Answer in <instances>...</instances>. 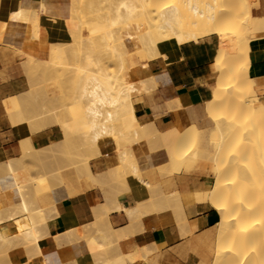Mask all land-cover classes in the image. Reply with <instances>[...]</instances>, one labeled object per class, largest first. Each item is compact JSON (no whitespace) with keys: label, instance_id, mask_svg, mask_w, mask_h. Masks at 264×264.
<instances>
[{"label":"bare ground","instance_id":"bare-ground-1","mask_svg":"<svg viewBox=\"0 0 264 264\" xmlns=\"http://www.w3.org/2000/svg\"><path fill=\"white\" fill-rule=\"evenodd\" d=\"M46 1L47 0H44V1L40 0L36 8H33L34 6L32 7L31 5L28 4L26 6H22L17 12H14L11 15L10 21L7 22L6 24H3L2 29H0V38L2 37L3 41L8 46H14L18 48L21 51V53L26 55L27 57L26 65H28L31 68L33 66L34 68H36L39 65L37 63L39 61L35 59L36 57L33 58L34 55L29 51L30 48L27 47L29 46L28 44L32 42L33 40L35 42L33 46H35L36 44L40 43V42H37L38 40L43 39V41L41 40L43 44V46L41 47H44L43 49L45 51L48 50L52 54L53 56L52 58L54 60L53 59L51 60H53L55 64H59L62 66L67 65L66 64L68 62L67 59L69 58L68 55H70L67 50L70 49L71 54L76 55V57L78 56V61L75 64V67L73 66L74 68L72 69V72L68 74L67 76L69 79L68 83L71 82L70 86L72 85V88L74 89V93L71 91L73 93L71 97L72 102L69 104H66L67 106L64 107L63 111H60L59 109H58L59 111L56 109H52L50 111L40 110L39 112H37V109L39 106L37 105L38 107L35 106L36 107L35 108L34 104H32V102L30 101L31 99L29 100L30 95L28 96L25 95L26 92L28 91H23L22 93L5 100L4 104H5L7 113L9 115L10 121L12 123L11 125H14L18 129L19 127L27 129L26 133H23L25 135V138L23 134H21V136L24 138V140L23 138L21 139V141L22 140L23 141L20 143L22 154L24 153L26 156V155H30L32 152L34 153V151L36 150L31 140V134L37 131H41L50 126L59 127V129L61 130L63 134L62 141H64L65 143H71L73 138L76 135L79 136L78 139L82 137L81 138L82 142H78V143L83 144L82 146L85 150L95 149V153L98 152L97 153L98 155L100 154L99 149H101L100 142L106 137H112L113 139V138H116L117 135H120L121 137L133 135L132 137L136 139L135 137L138 136L139 138L140 137L139 135H141L143 138H148V136L150 135L151 136L150 138L152 140V136L154 134L151 135L149 133L155 131L160 135L161 143L154 142L155 144H153L152 146L153 150L152 149L146 150L145 157L143 158L141 157L144 152H140V151H143V149H146V146L142 150H140V148L143 145L140 148L137 147L138 148L137 150H140L138 151V153H142V155L139 154L138 157L139 158L141 157L142 159L141 158L139 159L138 157H136L137 154H135V152L130 153L129 152L130 149L129 151L127 149L128 152L124 151L121 145L122 141L118 140V142H120L119 145L121 146V149H118V152L119 150L120 151L123 150L120 153H118V155H120V160H121L120 163H123L124 165L123 167H127V166H128L127 168L130 167V171L128 172H123L119 174L120 171L118 173L115 172L116 170L114 169V166H113L107 169L106 172L102 174L100 172V174H98L92 169L91 164L87 162L88 160L86 158H84V160H87V161H85L84 163L82 162L84 161L83 160L84 156H82V160L80 159V161L83 163V165L81 167H82L83 172L85 173L81 172V168L77 166L78 170L80 169L79 170L80 173H83L84 175L86 174V176H88L93 182L97 183L98 185L103 184V182L107 184L108 181L109 182L115 181V180L119 181L118 179H120V175L124 176L123 179L121 178L123 181H120V184L122 183L125 184L126 177L129 174H133L137 176L139 179L143 180L144 182V178L142 176V171H141L143 168H141V165L143 166L147 160L153 161L155 163L162 162V164L164 163V165L167 166V169H171L170 167L172 165H178V168L180 170V168H182L185 165L188 159L197 158L199 156L198 154L199 151L197 152L196 149L193 153L188 151L191 149V147L189 149L190 141L188 139L189 135H187V132L190 133L189 130L192 129L193 127H190L188 131H187L188 127L186 129L185 127H175V128L168 129L166 131H160L154 123H149V124L142 126L140 125V120L136 114V108H135L133 97H132L134 89L142 88V90L144 91L150 87H156L157 82H156V77L154 74L151 73L148 67V64L142 63L139 66L136 65L134 63L133 56L131 55L130 51L136 50V52H138L140 56L142 55L145 56L147 60L154 59L157 57H163L165 58L167 62H170L174 58L180 56V45L183 44L179 37V36H182L183 34L181 30V19L186 16L191 21V23L195 25L196 27V31L193 34H191V38H192L191 41H198L200 38H202V36L203 37L207 36V34L208 35L216 34L220 37V46H219V50L217 54V59L220 62L223 61V58L225 57L226 54H230L234 56L235 58V60H233L231 63H227L226 65H220V67H218V70L215 69L219 72V78H218L217 86L213 90L211 99L207 101L208 114L215 116V121L218 123V126H219L218 130H216L217 135L223 138L221 142L219 141L218 150L215 153L210 154V156L212 155L211 157L216 162L217 183L214 185L213 191L211 192L212 195H210L211 198L209 200L210 201L209 204L219 211L220 217H221L219 223L217 224L219 227V230H218L219 233H218L217 242L215 246V255H214L215 259H214L213 264H264V259H262L264 258L262 257L264 256V245L255 246L254 251L252 250L253 252L247 251V249L250 250L248 245L252 243V241L255 240L257 236H260L259 234H262L264 232V231L262 232V230H264V176L259 181L260 183V186H259L260 195L258 196L259 199L256 198L257 203L255 201L251 202V203H256L255 205L250 204L249 200L250 198H253L252 196L253 193L251 192L252 186H251V181H250V169H249V165L247 164L249 163L247 154L249 150L253 149V146L259 143L257 141L258 137H256L254 134L255 129L258 127L259 116H257V118L252 116V112L256 108V105H255L256 100L253 97H251L249 94H245L244 92L245 90L244 78L245 77H244V74L241 71H239V67H238L237 58L244 52L248 53L250 51L249 50L250 48L248 47L247 40H246V36H247L246 29L244 27L242 28L236 25L237 24L236 22L239 21L240 17L236 15H230L233 11V4L235 0H116V3L114 2L112 6L107 7V10L105 8L106 11L103 14L102 12L100 13L98 11L99 9L95 8L94 0H79V3H78L79 7H77L76 5V7L79 8V18H78L79 20H77L76 22L74 21V19H72L74 22H66L69 32L71 34V40H70L71 44L70 46H68L69 47L68 49L66 48L67 50H65V48L62 47V45H60L59 43L58 44L56 42L50 43L47 40L48 38H47L46 28L45 29L41 28L40 24L37 22V20L40 19L39 12H42L47 7L48 9L50 7L53 8L56 0L51 1L53 2L51 3V5H48ZM245 1L249 6H251V0H245ZM76 2H78V0ZM109 2L111 3L113 1H109ZM106 4L108 3L106 2ZM63 5H64L63 3L61 4V1L57 0L54 8L51 11H50L51 9L50 8L49 12L56 10V6L58 8L60 7L63 11H65L64 7H66V5L64 6ZM60 8L59 10H61ZM77 12H78V9H77ZM55 13L52 12V14H55ZM45 14L47 15L46 12ZM75 14L77 15V13H74L73 15L75 16ZM58 15L60 17V14ZM82 17L84 18L83 20H81ZM33 19L38 24H36V27L32 25L33 27L32 31H29L31 30L30 28H28L26 31L25 29L26 26L24 28L23 24H29V22ZM65 19L63 20L65 21ZM258 19L261 21V23L264 26V16H258ZM34 20H33V23L35 22ZM18 21H22L23 23L21 26L22 28L20 27L21 30L20 29L17 30V28H19L20 26V24H17ZM89 24L92 25L91 27L92 29L88 27ZM84 27L88 30L86 35H84L83 33ZM35 28L36 30H34ZM24 29H25V32L23 33ZM33 31L35 32V36H37L36 40L28 38L30 36L32 38L35 37V36L33 37L34 35ZM26 35H29V36H26ZM20 36H23V37L20 38ZM22 38L26 39L25 40L26 42ZM96 38L100 40L98 45L93 44ZM85 39L91 40L93 44L89 48L90 51H84ZM44 42L48 44H45ZM23 43L25 46L27 45L26 47L28 48V50L25 48V46H23ZM37 48H35L36 52L38 51ZM41 51L43 53L42 49ZM71 58L70 60L73 61V58L72 59ZM75 59L77 60V58ZM115 59L118 61V70L110 71L109 70L110 63L108 64L107 61L109 60L113 61ZM70 62H68V64ZM220 62H218V64ZM39 63H42V62H39ZM40 65H44V64H40ZM26 68L27 67H25L24 69L26 70ZM69 68H71V66H69ZM55 69H56V66H55ZM219 69L221 70L219 71ZM46 72L48 73V71H45V74ZM56 73L57 72H55L54 74L57 75L58 73L57 74ZM30 78H32L33 81L35 79L33 77H30ZM43 78L44 77H42V80H44ZM38 79H37V82H38ZM68 79L65 81L67 82ZM29 88L30 90L32 89L31 86ZM39 88H42V87H39ZM49 102L51 103L52 101H49ZM64 105L65 104H63V106ZM41 106L39 107V109L43 108ZM50 106L49 108L51 109L52 106L51 107ZM45 107L47 108V106ZM60 109L62 108L60 107ZM193 130L194 128L192 129V131ZM195 130H196V127H195ZM131 131L133 132V134H129ZM22 132H25V131L22 130ZM184 134H186L185 139L180 141V143L175 144L174 137L177 138L178 136H183ZM120 136H118V138ZM219 136L217 137L219 138ZM150 138L148 142H151ZM131 139L134 140L133 138ZM131 139L129 141L130 143H132ZM136 140H139V139H136ZM136 140L134 142H136ZM77 141H80V140H77ZM59 142L60 141L58 139V141L56 143H52V145L55 144V146H57L56 144ZM118 142L116 144H118ZM192 142L194 143V141ZM116 144L115 146H118ZM127 144L129 143L127 142ZM223 144L227 146L224 148L226 150L221 149V146ZM147 147H150V146L147 145ZM44 148H47L48 150L50 148V145L49 147L47 146L43 147V149ZM83 148L81 147L82 150ZM133 148L134 147H132V149ZM51 149L53 150V147ZM47 150L44 149L43 151H45L46 153ZM59 150L61 151L62 148ZM261 150H264V148L263 149L261 148ZM43 151L39 150V154L40 152L42 153ZM53 152L54 151H52V153ZM48 153H49V150H48ZM63 153L65 154L66 152L64 151ZM39 154H36V155L38 156ZM262 154L264 155V153ZM67 155H69V153ZM73 155H70V156H73ZM87 155H88V158H90L89 157L90 154H87ZM42 156L44 157V155ZM40 158L43 159L42 157ZM237 159L238 160L241 159L242 162L241 160H239L240 161L239 162ZM243 159L248 160V161H244ZM141 160L143 161L140 162ZM13 161L9 159L5 163H1L0 169L2 167L4 170H6V173L5 172L3 173H5V175L7 176L4 175V177H8V179L10 180L9 184L12 186L11 189L13 190V192H15V194H17V197L19 199L18 205L16 204L18 207V211L15 213H10L9 216L5 219L0 218V244L12 245L14 243H18L20 245H23L25 248L29 250L30 254H32V256L28 260V264H31L34 260H38V259H42V264H49L47 260V256L44 254L43 250L39 246V242L42 238L40 231L41 230L45 231L46 235L49 232V231L46 232L47 229L45 228L47 226L46 223L48 222L47 220L50 217V214L47 213V211L43 209L42 207H37V208L33 207V204L36 203V197H35L36 193H34L31 196L33 198L30 199V201H29V198L26 197L25 195L26 193L23 188L26 189L27 184L22 183L23 180L20 179V176H18V173L19 175H21L20 171H17L18 169L15 166V164H18V166L20 164L18 162L14 164ZM57 162H59V159ZM76 162L79 163L78 161ZM81 162L80 164H82ZM237 162L242 163L243 165L241 164L239 165V163ZM162 164H160V166ZM74 165H76V163ZM48 166H49V162H48ZM51 168L52 167H50L49 169ZM24 174L25 176L27 175L26 173ZM57 175H60V173H57ZM44 176L43 175L39 176L38 181L35 182L34 186H36L37 190L40 189L39 187L45 184L46 182L45 179L47 178H45ZM52 176L53 174L51 175L50 182L51 184L52 183L55 184L54 182H52L53 180L51 181ZM62 179L61 181H59L58 179L56 181L60 183L62 182ZM124 179H125V182H124ZM24 181L28 182V180H24ZM147 181H145V183L148 184V186H151V184H149V182ZM6 182L3 184H8ZM51 184H48L47 186ZM7 187H9V185ZM41 188H45V187H41ZM120 189L124 190L125 188L120 187ZM30 191H31V188H30ZM108 191L110 194L113 193V192H110L111 190H109V188H108ZM106 192L104 193L105 194L104 198L105 197L107 198ZM150 192L153 195L151 199H154L155 192L154 194L152 190ZM174 194L175 193L171 194V196H175L177 193L175 195ZM27 195L29 194L27 193ZM115 196L117 197V195ZM167 196H170V195L162 193V196H160L161 201L157 199V201L155 200V203H152L151 202L152 200L149 201L148 203L151 202L152 203V204L150 203V205H152L151 207L155 211H158L165 206H170L168 203ZM176 198H179V196ZM108 199H110V197ZM169 200L176 201V199H171V198ZM178 200L179 201L177 202H180V198ZM108 201H111V200H108ZM117 202L119 201L117 200ZM173 204L176 206L177 203L176 204L173 203ZM101 205L102 204L98 205L99 209ZM106 205L107 204H105L104 208H107V209L105 210H107L108 212H111L112 209L110 211L108 208L110 206L109 205L106 206ZM110 205L112 204L110 203ZM114 206H116L117 209L125 207L124 204H121V203H118V205H114ZM179 207H181V203H179ZM98 208L95 210V212L97 211L98 212L97 214L99 215L101 212L99 213ZM117 209H114V210H117ZM140 209L138 207L137 208H126L125 212H128V214L132 217H136L139 212L145 214V211H147V210L141 211ZM150 209L151 208L149 207L148 212L152 211V209L151 210ZM181 209H183L184 211L183 207ZM97 214L95 215L98 216ZM105 215H109V213ZM256 215L259 216L255 220V221L258 220L257 228H261V229L252 231L251 230L253 226L252 224L255 222L252 223L251 221L255 219L253 216H256ZM139 216L141 215L139 214ZM103 217L104 216L100 217V219ZM105 218L107 219V217L106 216L104 217V222H107ZM106 227H109V226H104L105 229L103 230V233L105 231V234L107 232ZM101 230L102 229L98 231L99 232L98 234L96 233V236L100 234ZM113 233H115L116 235V232H114V230H113ZM99 236L98 238L101 237ZM117 236L118 235H116V237ZM107 237H108L107 238L108 240L109 234H107ZM118 238L119 237H117V241L119 240ZM104 240L105 238L103 239V241ZM108 241H110V239ZM112 243L113 241H111V244ZM131 253L133 254L134 251L133 252L131 251ZM125 256H128V255H123V257L126 260L127 257ZM133 256L135 255H132V259L131 257H128V258H130L131 261L134 260L133 258L137 259V257H133ZM144 258L142 259L144 260ZM121 259L119 261H122ZM135 260L133 261V263L135 262ZM123 262H121L120 264H122ZM106 264H108L107 261H106Z\"/></svg>","mask_w":264,"mask_h":264},{"label":"crops","instance_id":"crops-1","mask_svg":"<svg viewBox=\"0 0 264 264\" xmlns=\"http://www.w3.org/2000/svg\"><path fill=\"white\" fill-rule=\"evenodd\" d=\"M39 1L0 0V29L22 6L27 4L36 6ZM251 9L255 16H264V0H251ZM40 23L47 29L50 41L71 40V34L63 19H54L42 14ZM249 37V75L254 80V89L258 97L255 105L264 107V31L250 34ZM219 46L220 37L212 34L198 41L181 44L180 56L170 62L163 57L144 60L151 73L160 76V79L157 86L150 89L156 90L152 96L143 94L139 99L133 100L141 123H154L160 131L183 126H195L199 132L210 129L207 101L211 99L219 78V72L214 69ZM21 58L22 54L8 46L1 37L0 164L9 159H18L22 153L21 131L11 125L4 104L5 100L25 90ZM218 127L215 121L214 129L218 130ZM62 139L60 138L59 141ZM31 140L36 150V159L40 160V157L47 159L51 148L53 147V150L56 148L52 143L58 141L57 128L49 127L34 132L31 134ZM49 145V153L47 148H44L47 150L46 154L43 147ZM218 146L219 142L215 148L203 142L197 150L199 156L213 162L212 170L206 166L199 170L188 171L191 161L188 159L180 171L169 173L170 175L167 176L160 175L155 167L144 168L142 170L144 182L137 176L129 174L125 184L108 181L107 184L103 182L98 185L86 174L84 175L83 170L81 171L83 173H80L77 168H73L70 173L58 172L61 176L56 174L55 178L51 179L55 184H51L48 177V183L45 182L46 185L41 186L45 188L39 187L40 191L36 197V204L46 208L47 213L51 214L45 228L47 232L49 231V235H45L39 242L48 263L106 264L107 261L108 264H120L125 261L124 264H213L219 233L217 224L221 217L219 211L209 204L211 192L217 183L216 162L210 154L215 153ZM39 150L43 152L39 154ZM117 164V154L111 142L108 147L102 149L101 156L92 160L91 167L96 173L102 174ZM57 179L59 181L62 179V182L58 183ZM48 184H51L50 187L47 186ZM117 187L126 190H119ZM108 188L113 193L110 194ZM104 190L107 191L106 200ZM149 190H152L153 194L154 192L177 193L181 203L180 209L174 205L165 206L140 218L132 217L125 212L126 208H135L151 198L153 195ZM118 203L124 204L125 210L114 206ZM100 204H102L101 210L98 208ZM105 204L110 206L108 208L110 211L112 209L111 212L105 210L107 209L104 208ZM96 207L99 213L101 212L99 215L97 211L95 212ZM108 213L109 215H105ZM102 216L107 217L105 218L107 222H104V217L100 219ZM104 226H109L106 227V234L105 231L103 233ZM98 229H102L101 235L99 234L102 238L96 236V233H99ZM113 230L119 237L118 241ZM107 234L110 241L107 240ZM91 240L96 241L95 247L90 245ZM99 244L102 246L99 247ZM131 251L134 253L132 254ZM123 255H128L125 256L126 260ZM132 255L137 257V259L133 258L136 259L134 263V260L131 261ZM26 256L22 247H15L8 252V258L12 261ZM120 259L122 261H119ZM31 264H42V259L34 260Z\"/></svg>","mask_w":264,"mask_h":264},{"label":"rangeland","instance_id":"rangeland-1","mask_svg":"<svg viewBox=\"0 0 264 264\" xmlns=\"http://www.w3.org/2000/svg\"><path fill=\"white\" fill-rule=\"evenodd\" d=\"M41 1H44V0H41ZM51 1H53V0H50V2H49V0H47L46 2L48 3V5H51V3H53V2H51ZM57 1V0H56ZM56 1H55V4H54V6L56 5ZM59 1H61V4L63 3L64 5H66V7H64L65 8V11H66V13H65V11H63L60 7V9L63 11H61V10H59V8L56 6V10H54L56 13H58V14H60V17H59V15L58 14H56L54 11H52L53 13H55V14H52V12H49V9H50V11L54 8V6H53V8L52 7H50L49 9H48V7L45 9V10H43L42 12H39V17H41V15L42 14H45V12L47 13V16H49V17H53V18H56V19H58L57 17H59L60 19H65V22H74V21H76L77 22V20H79L78 18H79V8H77V7H79V0H78V2H76L77 0H59ZM67 1V2H66ZM69 1V2H68ZM109 1H113V2H109ZM45 2V3H46ZM106 2L108 3V4H106ZM114 2L116 3V0L114 1V0H94V5H95V8H97V9H99L98 11L101 13L102 12V14L103 13H105V11L107 10V7H110V6H112L113 4H114ZM60 3V2H59ZM38 4H39V2L37 3V5L36 6H32L31 4H29V5H31L33 8H36L37 6H38ZM57 4H58V2H57ZM28 5V4H27ZM60 5V4H59ZM58 5V6H59ZM63 5V6H64ZM76 5H77V7H76ZM103 5V6H102ZM26 6V5H25ZM62 6V7H63ZM183 6V5H182ZM68 8V9H67ZM78 9V12H77V9ZM105 8H106V10H105ZM181 8H183V7H181ZM59 10V12H58V10ZM71 9V10H70ZM47 10H48V12H47ZM183 10V9H182ZM45 11V12H44ZM61 11V12H60ZM75 11V12H74ZM77 13V15L75 14V16L73 15L74 13ZM51 13V14H50ZM185 13H187V12H185ZM50 14V15H49ZM46 15V14H45ZM84 15V14H83ZM230 15H236V16H238V17H240V19H239V21H237L236 23V25L238 26V27H244L245 29H246V31H247V36H246V40H247V44H248V47L250 48V37H249V35L250 34H253V33H257V32H261V31H264V26H263V24L261 23V21L258 19V16H255L253 13H252V9H251V6H249L247 3H246V1L245 0H235V2H234V4H233V11H232V13L230 14ZM77 16V17H76ZM84 17V16H83ZM81 18V20H83L84 18ZM228 17V16H227ZM77 18V19H76ZM72 19H74V21L72 20ZM34 20V19H33ZM33 20H31L30 22H29V24H23L22 23V21H18L17 22V24H20V26H19V28H17V30L18 29H20V27L22 26V24H23V26H24V28H25V26H26V31H27V29L28 28H30L31 30H29V31H32L33 29V27H32V25H34V27H36V24H40V27L41 28H44L45 29V27L40 23V19L39 20H37V22L35 21L34 23H33ZM67 20V21H66ZM21 22V23H20ZM225 25V24H224ZM88 27L90 28V29H92L91 27H92V25L91 24H89L88 25ZM22 28V27H21ZM25 29H24V31H23V33L25 32ZM21 30V29H20ZM23 30V29H22ZM34 30H36V28L34 29ZM47 30V29H46ZM181 30H182V36H179L180 37V40L182 41V43H186V42H190L191 40H192V38H191V34H193L195 31H196V27H195V25H193L192 23H191V21L185 16V17H183L182 19H181ZM87 32H88V30L84 27L83 28V33H84V35H86L87 34ZM20 33H21V31H20ZM33 33H34V35H33V37L35 36V32L33 31ZM17 34H19V33H17ZM28 34V33H27ZM196 34V33H195ZM23 35V34H22ZM29 35H30V33H29ZM29 35H26V36H29ZM32 35V34H31ZM212 35V34H211ZM19 36V35H18ZM207 36H209L208 34H207ZM21 37H23V36H20V38ZM204 37H206V36H204ZM203 36H202V38H204ZM27 38V37H26ZM28 38H31V39H37V36H35L34 38H32L31 36L30 37H28ZM27 38V39H28ZM43 38V37H42ZM46 38V37H45ZM44 38V39H45ZM47 38H48V33H47ZM23 39V38H22ZM201 39V38H200ZM199 39V40H200ZM24 41L26 40V39H23ZM29 40V39H28ZM42 41H43V39H41ZM41 40H38L37 42H40L39 44H36L35 46H33L34 44H35V42H34V40L32 41V42H30V43H32V44H28L29 46H27L28 48H30L31 49V47H32V49L34 50H30L29 49V51L34 55V57L33 58H35L37 61H39V62H42V63H39V62H37L39 65H38V67H36V68H34V66L31 68V67H29L28 65H26V60H27V57H26V55H24L23 53H21V51L18 49V48H16V47H14V46H10V47H13L16 51H18L19 53H21L22 54V58H21V68H22V74H23V80H24V91H28V92H26V94L25 93H23V94H25V95H30V98H29V100L32 102V104H34V107L36 106V107H40L41 105V107H43V108H40L39 109V107H38V109H37V112H39L40 110H52V109H56V110H60V111H63L64 110V107L65 106H67L66 104H69V103H71L72 101V99H71V97H72V94L74 93V89L72 88V85L70 86V83H68L69 82V79H68V74H70L71 72H72V69L75 67V64L77 63V61H78V56L76 57V55H73V54H71V52H70V49L69 50H67L69 47L68 46H70V41L69 42H56L57 44L59 43L60 45H62V47H64L65 48V50H67L68 52H69V54L71 55H68V59H67V61L68 62H70L71 60H70V58L72 57L73 58V61H71L69 64H68V62L66 63L67 65H68V67H67V65H64V66H62V65H59V64H55V62L53 61L54 59L52 58L53 56H52V54L47 50V51H45L43 48L44 47H41V46H43V44H42V41ZM50 43H53V41H50L49 39H47ZM26 42V41H25ZM24 42V43H25ZM28 42V41H27ZM47 42V41H46ZM99 42H100V40L98 39V38H96L95 39V41L93 42V44H95V45H98L99 44ZM24 43H23V46H25L24 45ZM45 43V42H44ZM26 44V43H25ZM45 44H48V43H45ZM69 44V45H68ZM92 44V42H91V40H88V39H85V41H84V51H90V47H91V45H93ZM31 45V46H30ZM25 46V48L28 50V48ZM38 47V48H37ZM41 47V48H40ZM35 48H37V52H36V50H35ZM67 48V49H66ZM40 49V50H39ZM41 49L43 50V53H42V51H41ZM250 50V49H249ZM39 51H40V53L42 54H40L39 53ZM48 52V53H47ZM35 53H37V54H35ZM39 53V54H38ZM130 53H131V55L133 56V60H134V63L136 64V65H141L142 63H144L143 61L144 60H147V58L145 57V56H140V54L138 53V52H136V50H131L130 51ZM36 55V56H35ZM46 55V56H45ZM73 55V56H72ZM49 56V57H48ZM47 57V58H46ZM103 57H105V56H103ZM45 58V59H44ZM71 58V59H72ZM75 58H77V60L75 59ZM51 59H53V60H51ZM76 61H75V60ZM105 59V58H104ZM106 60V59H105ZM108 60V59H107ZM233 60H235V58H234V56H232V55H230V54H226L225 55V57L223 58V61H219L218 59H217V57H216V61H215V64H214V69H217L218 70V67H220V65H226L227 63H231ZM237 61H238V67H239V71H241L243 74H244V82H245V90H244V92H245V94H249L251 97H253L255 100H257V94H256V92H255V89H254V80L253 79H251L250 78V75H249V64H250V55H249V52L248 53H246V52H244L243 54H241L238 58H237ZM83 62V61H82ZM108 62V64L110 63V65H109V70L110 71H117L118 70V61L115 59V60H113V61H107ZM218 62H220L219 64H218ZM46 63H47V65H46ZM84 63V62H83ZM25 64V65H24ZM40 64H44V65H40ZM46 65V66H45ZM54 65V66H53ZM218 65V66H217ZM55 66H56V69H55ZM61 66H62V68H61ZM69 66H71V68H69ZM74 66V67H73ZM216 66V67H215ZM25 67H27L26 68V70L24 69ZM49 67V68H48ZM66 67V68H65ZM41 68H42V70H41ZM45 68V69H44ZM60 68V69H59ZM36 69V70H35ZM47 69V70H46ZM54 69V70H53ZM62 69V70H61ZM65 69V70H64ZM70 69H71V71H70ZM29 72H28V71ZM54 72H53V71ZM67 70V71H66ZM221 69H219V71H220ZM36 72L35 74L34 73H32V72ZM45 71H48V73L46 72V74H45ZM50 71H52V72H50ZM55 72H57L56 74L58 75H55L54 73ZM62 72H63V74H62ZM32 75H30V74ZM37 74V75H36ZM51 74V75H50ZM29 75H30V77H33V78H35L34 79V81L32 80V78H30L29 77ZM39 75V76H38ZM44 77L43 79L44 80H42V77ZM45 76H47V77H45ZM52 76V77H51ZM57 76V77H56ZM60 79H59V78ZM155 77H156V82H157V84H158V81H159V79H160V76H157V75H155ZM39 78V79H38ZM47 78V79H46ZM66 78V79H65ZM37 79H38V82H37ZM68 79V81L66 82L65 80H67ZM49 80V81H48ZM64 80V81H63ZM44 81H46V82H44ZM48 81V82H47ZM32 82V83H31ZM34 82V83H33ZM39 83V84H38ZM42 85H41V84ZM38 84V85H37ZM31 86V90H30V87ZM69 86V87H68ZM33 87H34V89H33ZM39 87H42V88H39ZM29 88V89H28ZM39 88V89H38ZM44 88V89H43ZM73 90H72V89ZM151 88H154V87H150V88H148L147 90H142V88H137V89H134L133 90V95H132V97H133V100H135V99H139L143 94H147V95H150V96H152L155 92H156V90L154 89V90H150ZM43 89V90H42ZM68 90H70V91H68ZM39 91H40V93H42V94H40L39 93ZM73 93H72V92ZM33 93V94H32ZM35 93V94H34ZM52 93H54V94H52ZM40 94V95H39ZM22 95V94H21ZM24 95V96H25ZM32 95V96H31ZM34 95V96H33ZM38 96V97H37ZM54 98H53V97ZM51 97V98H50ZM55 97H57V98H55ZM64 98V99H63ZM35 99V100H34ZM50 99V100H49ZM56 99V100H55ZM66 99V100H65ZM34 102H33V101ZM40 100V101H39ZM43 100H45V101H43ZM29 101V102H30ZM37 102V104H36V102ZM49 101H52L51 103L49 102ZM64 101V102H63ZM30 102V103H31ZM47 103H49V104H47ZM63 104H65L64 106H63ZM38 105V106H37ZM54 105V106H53ZM45 106H47V108L45 107ZM49 106L51 107V109L49 108ZM35 107V108H36ZM54 107V108H53ZM60 107L62 108V109H60ZM58 110V111H59ZM36 112V111H35ZM52 112V111H51ZM210 115V117L208 118L209 119V125H210V129H208L206 132H199V130H197V128H196V130H195V127H193L194 128V130L192 131V129H190L189 130V128L191 127V126H183V127H185V129L187 128V131L189 130L190 131V133H188L187 132V135H189L188 136V139H189V141H190V143H189V149H190V147H191V149L190 150H188V151H190V152H194L195 151V149L196 150H198V148L200 147V145L201 144H203V142H207V143H209V145H210V147L211 148H215V147H217V142H221V140H223V138L222 137H220L219 135H217V132H216V130L214 129V126H215V116H212L211 114H209ZM252 116L253 117H256L257 118V116H259V122H258V127L255 129V132H254V134H255V136L256 137H258V139H257V141L259 142L258 144H256L255 146H253V149H251V150H249L248 151V154H247V157H248V160H244V161H248L249 163H247L248 165H249V169H250V181H251V186H252V190H251V192L253 193L252 194V196H253V198H250V200H249V203L250 204H256L257 203V200H256V198L257 199H259V186H260V183H259V181H260V179L264 176V155L262 154V153H264V150H261V148L263 149L264 148V107H257L256 106V108L253 110V112H252ZM254 121V120H253ZM140 125H142V126H144V125H146V124H142L141 123V121H140ZM50 127H54V128H57V136H58V139H60V138H63V134H62V132H61V130L59 129V127H57V126H50ZM17 128V127H16ZM49 128V127H48ZM18 129V128H17ZM19 129H20V131H21V134H23V133H26V131H27V129H25V128H22V127H19ZM22 130H24L25 132H22ZM132 132V131H131ZM129 133V134H133V132L132 133ZM155 132V131H154ZM151 132V133H149V134H151V135H153L152 136V140H151V136L149 135L148 136V138H143L141 135H139L140 137L138 138V136H136V135H134V136H136L135 138L136 139H139V140H136V139H134V137H132V136H126V137H121L120 135H117V137L116 138H113L112 139V137H106L105 139H103L101 142H100V147H101V149H99L100 150V154L98 155L97 153H95V149L94 150H85L84 148H83V144H81V143H78V142H82L81 140V138H79L78 139V137L79 136H75L74 138H73V140H72V142L71 143H65L64 141H60L59 143H57L56 145L58 146H56V149L58 150H52V151H54L53 153H52V151L50 150V156L47 158V159H41V161L40 160H37L36 159V156H35V153H36V151H34V153L32 152L30 155H26L25 156V154L23 153H21V156L18 158V160H17V158H13V159H11L12 161H13V163L15 164V163H19L20 165L18 166V164H15V166L17 167V171H20V174L21 175H19V173H18V176H20V179H22L21 181H22V183H24V184H27V187H26V189L25 188H23L24 189V191H25V195H26V197L27 198H29V201H30V199H32L33 197H31L34 193H36L35 194V197H37V195L39 194V191H40V189H36V186H34V184H35V182H37L38 181V177L39 176H44L45 178H51V175L53 174V176H54V178H55V176H56V174L58 173V172H61V173H70L71 172V170L73 169V168H76L77 166L78 167H80L81 168V171H82V165H83V163L85 162V161H87V162H89L90 164L92 163V160L94 159V158H96V157H98V156H101V151H102V149L103 148H105V147H108L109 145H110V143L111 142H113V146H114V149H115V152H116V154H117V165H116V168H115V166H114V169L116 170L115 172H119V174L120 173H123V172H128V171H130V167L129 168H127V167H123L124 165H123V163H120L121 162V160H120V155H118V153H120L121 151H127V149H128V151H129V149H130V153L131 152H135V154H137V156L136 157H138V155L140 154V155H142V153H138V151H140V150H142L143 148H145V146H146V149H143V151H140V152H144L143 153V155L141 156L142 158L143 157H145L146 156V150H150V149H152L153 150V148H152V146H153V144H155V143H159L160 142V135L157 133V132ZM216 132V133H215ZM215 133V134H214ZM27 134H28V132H27ZM158 134V135H157ZM186 134H184L183 136H178L177 138L176 137H174V141H175V144H178V143H180V141H182L183 139H185V136ZM23 136H24V138H25V135L23 134ZM118 136H120L119 138H118ZM217 136H219V138L217 137ZM127 137H128V139H127ZM133 138L134 140H132L131 138ZM155 137V138H154ZM23 137L21 136V139H22ZM24 138H23V140H24ZM76 138V139H75ZM122 138V139H121ZM131 139V142L132 143H130L129 141H130V139ZM149 138H150V141L151 142H148L149 141ZM115 139H117V140H115ZM148 139V140H147ZM154 139H155V141H154ZM158 139H159V141H158ZM178 139V140H177ZM192 139V140H191ZM22 140V141H23ZM77 140H80V141H77ZM118 140L119 141H122L121 142V145H122V147H123V150H119V152H118V149H121V146L119 145L120 144V142H118ZM136 140V142H134ZM21 140H20V143L22 142ZM192 141H194V143L192 142ZM118 142V144H116ZM127 142L129 143V144H127ZM149 144H148V143ZM155 142V143H154ZM123 143V144H122ZM161 143V142H160ZM80 144H81V146H80ZM115 144L116 145H118V146H115ZM133 144V145H132ZM192 144V145H191ZM259 144H260V146H259ZM124 145V146H123ZM143 145V146H142ZM147 145L148 146H150V147H147ZM263 147H262V146ZM61 146V147H60ZM142 146V147H141ZM192 146H193V148H192ZM81 147L83 148V150H85V151H83L82 149H81ZM116 147H117V149H116ZM131 147V148H130ZM132 147H134L133 149H132ZM137 147H141L140 148V150H137L138 148ZM225 147H227V146H225V144H223L222 146H221V149L222 150H226V149H224ZM62 148V150L60 151L59 149H61ZM193 149V150H192ZM98 150V151H99ZM132 150V151H131ZM134 150V151H133ZM66 152L65 154L63 153V152ZM94 151V152H93ZM127 151V152H128ZM61 154H60V153ZM86 152H87V154H90L89 155V157L90 158H88V155L86 154ZM69 153V155H67ZM54 156H53V155ZM63 154V155H62ZM74 154V155H73ZM132 154H134V153H132ZM70 155H73V156H70ZM86 155H87V157H86ZM67 156V157H66ZM70 156V157H69ZM78 156H79V158H78ZM82 156H84L83 157V160H84V158H86L87 160H84V161H80V159L82 160ZM263 156V157H262ZM72 157V158H71ZM81 157V158H80ZM140 157V158H141ZM223 157V156H222ZM53 158V159H52ZM69 158V159H68ZM76 158V159H75ZM139 158V157H138ZM139 158V159H140ZM141 158V159H142ZM263 158V159H262ZM25 159V160H24ZM58 159H59V162H57L58 161ZM65 159H67V160H65ZM75 159V160H74ZM79 159V160H78ZM16 160V161H15ZM24 160V161H23ZM57 160V161H56ZM238 160V159H237ZM239 160H241V159H239ZM238 160V161H239ZM261 160H263V161H261ZM46 161V162H45ZM72 161V162H71ZM75 161V162H74ZM76 161H80L82 164H80V162L79 163H77ZM143 160H141L140 162H142ZM244 161H243V163H244ZM42 164H44V165H42ZM48 162H49V166L50 167H52L51 169H49L50 167L48 166ZM240 162V161H239ZM239 162H237V163H239ZM241 162H242V160H241ZM62 163H64V164H62ZM72 163H76V165H74V164H72ZM147 163V164H146ZM146 163L142 166L141 165V168H146V167H148V168H150V167H155L157 170H158V172H159V174L160 175H162V176H167V175H170L169 173H173V172H178V170H179V168H178V165H172L170 168L171 169H167V166L166 165H164V163L162 164V162H159V163H155V162H153V161H150V160H147L146 161ZM148 163H150V164H148ZM263 163V164H262ZM45 164L47 165V168H46V166H45ZM79 164H80V166H79ZM121 164V165H120ZM159 164V165H158ZM160 164H162L161 166H160ZM243 165L242 163H239V165ZM28 165V166H27ZM245 165V164H244ZM247 165V166H248ZM58 166V167H57ZM145 166V167H144ZM160 168H159V167ZM166 168H164V167ZM206 166H209V168L212 170V168H213V162L212 161H210V160H207V159H205V158H203V157H201V156H198L197 158H192L191 159V161H190V164H189V167H188V171H190V170H199V169H202V168H206ZM28 167V168H27ZM43 167H45V168H43ZM78 167H77V169H78ZM119 167V168H118ZM123 167V168H122ZM163 168V169H162ZM183 168V167H182ZM182 168H180V170L182 169ZM3 168L1 167V173H2V175H1V173H0V218H2V219H5V218H7L8 216H9V214L10 213H15V212H17L18 211V207H17V205H18V203H19V199H18V197H17V194H15V192H13V190L11 189V185L9 184V182H10V180L8 179V177H4V175H5V173H6V170H2ZM123 169V170H122ZM142 169V170H143ZM248 169V170H249ZM27 170H28V172H27ZM49 170H51V171H49ZM80 170V169H79ZM141 170V171H142ZM165 170V171H164ZM179 170V171H180ZM261 171V172H260ZM3 172H5V173H3ZM22 172V173H21ZM24 173H26L27 175L25 176V174ZM48 173V174H47ZM23 174V175H22ZM48 175V176H47ZM5 176H7V175H5ZM21 176H22V178H21ZM25 178H24V177ZM53 176H52V178H53ZM27 177H28V179H27ZM32 177H34V178H32ZM123 177L124 176H121L120 175V179H118L119 181H117V180H115V182H120V180H122L123 179ZM3 178H5V179H3ZM9 180H7V179ZM122 178V179H121ZM19 179V180H20ZM3 180H4V182H3ZM6 180H7V182H6ZM24 180H28V182L27 181H24ZM33 180V181H32ZM30 181V182H29ZM45 181L47 182V179H45ZM8 183V184H3V183ZM33 182V183H32ZM124 182H125V179H124ZM30 183V184H29ZM9 185V187H7V186ZM30 187H29V186ZM33 186V187H32ZM30 188H31V191H30ZM34 189V190H33ZM9 191H11V192H9ZM27 193L29 194V195H27ZM10 194V195H9ZM16 195V197H15V195ZM173 194V193H172ZM176 194V193H175ZM174 194V195H175ZM9 195V196H8ZM13 195V196H12ZM168 195V194H167ZM170 196H167L168 197V203H169V205L171 206V205H174L173 203H177L176 204V207H179V203L180 202H177V201H179L178 199L179 198H176V197H178V195L176 194L175 196H171V194H169ZM160 196H162V193H160V194H158L157 192H155V198L154 199H149V200H147V201H145V202H142V203H140V204H138L135 208H139L140 209V207H141V211H145V210H147V211H145V214H149V213H152L153 211L155 212V210L151 207L152 205H150V203L152 202V203H155V200L157 201V199H159L160 200ZM9 197V198H8ZM31 197V198H30ZM11 198V199H10ZM16 198H17V200H16ZM176 199V201L175 200H169V199ZM152 200V201H151ZM154 200V201H153ZM158 200V201H159ZM251 200H253V201H251ZM149 201H151L150 203H148ZM161 201V200H160ZM171 201V202H170ZM256 202V203H251V202ZM17 202V203H16ZM151 203V204H152ZM17 204V205H16ZM148 204V205H147ZM15 205V206H14ZM150 205V206H149ZM175 206V205H174ZM15 207V208H14ZM33 207L34 208H37V207H40V206H38L36 203L35 204H33ZM149 207L152 209V211L151 212H148L149 211ZM154 207V206H153ZM14 208V209H13ZM144 208V209H143ZM146 208V209H145ZM43 209H45L46 211H47V209L46 208H43ZM150 209V210H151ZM12 211V212H11ZM147 212V213H146ZM139 214L141 215V216H143L144 214L143 213H141V212H139L138 214H137V216L135 217V218H140L141 216H139ZM50 216H51V214H50ZM255 219H254V218ZM252 218L254 219L253 221H251L252 223L253 222H255V223H253L252 225V228H251V230L252 231H256V230H260L261 228H257V224H258V220L257 221H255L256 219H257V217H259V216H253ZM49 219V218H48ZM48 221V220H47ZM251 224V223H250ZM46 225H47V223H46ZM264 230H262V232H263ZM47 232V231H46ZM40 233H41V236H42V238L46 235V233H45V231H43V230H41L40 231ZM260 236H257L256 238H255V240H253L252 241V243H250L249 245H248V247H249V249L250 250H248L247 249V251L248 252H253L254 251V249H255V246H258V245H264V238H263V236H264V232L262 233V234H259ZM263 238V239H262ZM258 240V241H257ZM261 240V241H260ZM260 242V243H259ZM259 243V244H258ZM90 245L92 246V247H95L97 244H96V241L95 240H91V242H90ZM99 247L100 246H102V245H98ZM15 247H22L24 250H25V252H26V254H27V256L26 257H23V258H21L20 260H17V261H12V260H10L9 258H8V252H9V250L10 249H13V248H15ZM253 250V251H252ZM32 256V254H30V252H29V250L27 249V248H25L23 245H20V244H18V243H14V244H12V245H2V244H0V264H28V260H29V258ZM261 256H262V254H261ZM262 257H264V256H262ZM262 259H264V258H262Z\"/></svg>","mask_w":264,"mask_h":264}]
</instances>
